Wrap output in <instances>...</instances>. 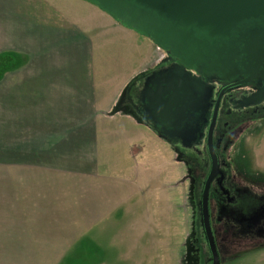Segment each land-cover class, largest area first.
<instances>
[{"label":"crops","instance_id":"crops-1","mask_svg":"<svg viewBox=\"0 0 264 264\" xmlns=\"http://www.w3.org/2000/svg\"><path fill=\"white\" fill-rule=\"evenodd\" d=\"M0 11L8 17L0 23L6 27L4 54L24 58L21 66L0 72V166L36 171L30 180L38 195H48L40 186L50 190L61 182L63 202L92 204L97 216L105 205L114 211L131 199L130 193L124 202L104 198V186L112 195L113 181L141 184L134 203L146 197V144L156 135L130 115H109L127 86L157 61L146 65L145 39L84 0H0ZM126 43L128 62L138 66L133 71L116 62ZM109 140L121 145L127 168L119 164L113 168L121 170L111 171L98 161Z\"/></svg>","mask_w":264,"mask_h":264},{"label":"flooded vegetation","instance_id":"flooded-vegetation-1","mask_svg":"<svg viewBox=\"0 0 264 264\" xmlns=\"http://www.w3.org/2000/svg\"><path fill=\"white\" fill-rule=\"evenodd\" d=\"M117 1L129 12L112 13L132 28L146 30V39L159 52L122 106L146 123L186 171L192 220L186 264H201L206 250L212 264L201 218V198L210 176L207 207L219 264L221 258L237 261L263 250L264 180L243 174L237 154L245 133L264 119V20H245L228 34L211 37L135 1ZM160 23L174 25L186 38L158 39L154 29ZM156 91L161 101L173 95L168 116L175 118L164 121L156 115L160 106L150 103Z\"/></svg>","mask_w":264,"mask_h":264},{"label":"rangeland","instance_id":"rangeland-1","mask_svg":"<svg viewBox=\"0 0 264 264\" xmlns=\"http://www.w3.org/2000/svg\"><path fill=\"white\" fill-rule=\"evenodd\" d=\"M1 15L0 11V23L8 20ZM5 28L0 26L2 74L5 68L13 67L14 57L17 67L24 59L11 51L9 56L3 55L5 43L1 42V34ZM132 34L140 40L145 39L146 65L159 58V52L149 40L135 32ZM129 43L116 59L120 70L129 66L133 71L138 67L135 61V64L128 62ZM103 67L111 71L113 68L112 64ZM144 75L137 76V81L140 82ZM108 78L104 76V80ZM147 130L146 127V133H151ZM152 139L146 144V197L134 203L132 196L139 195L137 189L141 184L113 181L112 195L104 186V198L109 196L113 201L124 202L128 200L126 194L130 193L131 199L118 203L114 211L110 205H105L101 216L94 213L92 204L63 202L61 182L58 185L52 182L50 190H46V185L40 186L48 195H38L39 187L32 186L30 180L36 171L24 170L23 164L16 169L11 165L10 168L4 164L3 168L0 166V264H15L18 256L21 257L18 264H186L192 221L187 174L170 148L156 136ZM101 148L103 152L98 155V161L104 162L108 169L119 164L127 168L128 158L118 142L109 140ZM238 148L237 166L242 173L264 180V119L245 133ZM130 163H134L132 157ZM114 170L121 169L111 171ZM55 191L60 195L56 196ZM91 193L94 192L91 190ZM84 205L92 206L91 212H85ZM96 221L98 223L92 226ZM10 254L17 257H10ZM209 259L206 250L201 264H210ZM220 264H264V249L248 253L237 261L221 258Z\"/></svg>","mask_w":264,"mask_h":264},{"label":"water","instance_id":"water-1","mask_svg":"<svg viewBox=\"0 0 264 264\" xmlns=\"http://www.w3.org/2000/svg\"><path fill=\"white\" fill-rule=\"evenodd\" d=\"M95 5L99 10L110 16L120 26L135 32L137 35L146 38V30L132 28L131 23L120 20L116 17L112 11L117 13H128L129 9L125 8L117 0H84ZM135 1L147 8L156 10L167 18L176 20L186 25H195L197 29L207 33L211 37L224 36L228 34L229 30L249 19H263L264 20V0H131ZM139 12L141 15L143 11L132 10L135 14ZM155 35L158 39L163 38L169 40L178 36L179 39H185V34L179 32L174 25L170 23H160L159 27L154 29ZM156 44L158 39L154 36L150 37ZM131 86L122 92L120 98L117 100L115 106L111 109L109 115H115L122 113L130 115L139 124L145 125L141 119L136 117L135 114L130 112L127 108L122 106V99L127 95ZM159 90V89H157ZM161 92L156 91L150 95V103L153 102L154 107L160 106V110L156 112V115L161 117L162 120L175 118V116H168L173 105V95H168L164 101H161ZM142 96V94H141ZM152 106V104H150ZM175 113V112H172ZM168 117V118H166ZM210 139V134L207 137ZM211 176L205 183L204 193L201 198V218L204 227L205 235L208 241L209 249L212 254V264H219L218 255L215 249V245L212 239L209 226V216L207 207V190Z\"/></svg>","mask_w":264,"mask_h":264},{"label":"trees","instance_id":"trees-1","mask_svg":"<svg viewBox=\"0 0 264 264\" xmlns=\"http://www.w3.org/2000/svg\"><path fill=\"white\" fill-rule=\"evenodd\" d=\"M3 55H5V57H6V56H9L10 54H9V53H5V54H3ZM13 57H14V56H13ZM14 59L16 60V57H14ZM1 60H2V59H0V65H2V64H1ZM15 60L13 61V63H11V66H13V67L15 66V64H14V63H15ZM13 64H14V65H13ZM1 71H2V70H0V72H1ZM136 81H137V80H134V81L131 83L130 86H132L133 84H135Z\"/></svg>","mask_w":264,"mask_h":264}]
</instances>
